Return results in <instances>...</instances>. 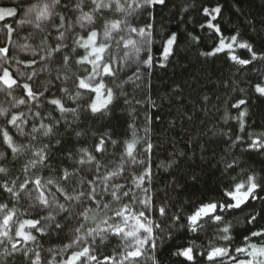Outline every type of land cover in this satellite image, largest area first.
<instances>
[{
	"label": "snow or ice",
	"instance_id": "snow-or-ice-1",
	"mask_svg": "<svg viewBox=\"0 0 264 264\" xmlns=\"http://www.w3.org/2000/svg\"><path fill=\"white\" fill-rule=\"evenodd\" d=\"M246 3L0 2V264H264V15ZM182 43L231 74L161 93Z\"/></svg>",
	"mask_w": 264,
	"mask_h": 264
},
{
	"label": "trees",
	"instance_id": "trees-1",
	"mask_svg": "<svg viewBox=\"0 0 264 264\" xmlns=\"http://www.w3.org/2000/svg\"><path fill=\"white\" fill-rule=\"evenodd\" d=\"M3 4H9L10 0H0ZM246 9H248L252 15L254 16H262L264 15V8L260 7V0H247L245 5ZM174 9H170L163 13L162 17H158L159 20H163L167 23L171 17V11ZM173 27H175V21L172 19ZM211 44V41H206L204 43V47H207ZM159 44H157V47ZM191 65L188 70H185V65ZM232 69L225 63L223 57L216 59L215 63H209L207 65L201 66L200 63L197 61V50L191 49L187 50L185 45L181 44V50L178 55V63H175L169 66L166 69L157 68L155 70L154 82L157 85L158 89L161 93H163L169 85L174 84H184L186 88V93L191 92V89L187 88V84L185 81L191 82V77L195 75H200V83L205 90H210L214 87L213 84L208 82V74H211L212 80H217V77L223 78L231 74ZM218 82V81H217ZM199 98V92L192 93L191 101L195 103L196 100ZM259 131V129H257ZM214 181L209 178L208 185L212 186ZM179 244L181 241L169 242ZM200 243V241H197ZM112 251L111 247L105 249V253L110 254Z\"/></svg>",
	"mask_w": 264,
	"mask_h": 264
}]
</instances>
